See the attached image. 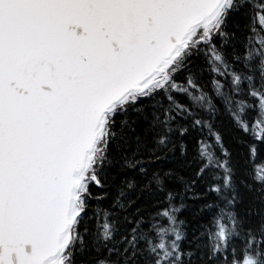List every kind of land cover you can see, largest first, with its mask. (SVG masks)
Listing matches in <instances>:
<instances>
[{"label": "snow or ice", "instance_id": "1", "mask_svg": "<svg viewBox=\"0 0 264 264\" xmlns=\"http://www.w3.org/2000/svg\"><path fill=\"white\" fill-rule=\"evenodd\" d=\"M261 150L264 0H0V264H264Z\"/></svg>", "mask_w": 264, "mask_h": 264}, {"label": "trees", "instance_id": "2", "mask_svg": "<svg viewBox=\"0 0 264 264\" xmlns=\"http://www.w3.org/2000/svg\"><path fill=\"white\" fill-rule=\"evenodd\" d=\"M207 78H208L207 75H205V80H207ZM207 88L210 89L211 85L209 84ZM210 94H214V93H210ZM218 130L222 133V135L225 138L226 147H229L230 150H234L237 147H239V134L236 130H234L232 122L227 113H224L219 117ZM193 156L194 154L190 148L188 153V160L193 161ZM244 163H246L249 168L255 169L256 171H260L261 168H264V150L259 151L254 157L246 158ZM176 167L180 175L182 176L191 175V171H192V167H194V163L190 164L188 167H181L179 165H176ZM201 188H203V186H201ZM187 203L189 206L183 209L181 214L179 215H180V219L191 221L193 212L197 210L200 205L199 202H193L192 200H188ZM92 206L95 208L97 205L95 204V202H93ZM99 206L106 207L107 204L105 202L100 204Z\"/></svg>", "mask_w": 264, "mask_h": 264}]
</instances>
